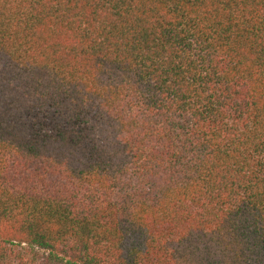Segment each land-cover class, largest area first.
Listing matches in <instances>:
<instances>
[{
	"label": "trees",
	"instance_id": "trees-1",
	"mask_svg": "<svg viewBox=\"0 0 264 264\" xmlns=\"http://www.w3.org/2000/svg\"><path fill=\"white\" fill-rule=\"evenodd\" d=\"M0 264H264V0H0Z\"/></svg>",
	"mask_w": 264,
	"mask_h": 264
}]
</instances>
